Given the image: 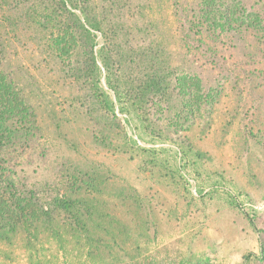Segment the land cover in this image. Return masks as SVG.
<instances>
[{
    "label": "rangeland",
    "instance_id": "rangeland-1",
    "mask_svg": "<svg viewBox=\"0 0 264 264\" xmlns=\"http://www.w3.org/2000/svg\"><path fill=\"white\" fill-rule=\"evenodd\" d=\"M84 1L105 6L118 27L120 55L106 53L121 59L110 76L122 98L107 85L99 32L101 86L113 102L106 115L69 100L85 88L63 77L58 60L30 68L38 83H29L43 90L32 100L41 131L30 148L8 154L6 167L43 201L66 193L81 204L75 215L60 210L50 222L0 235V264H264L263 37L194 35L185 18L198 0L76 3ZM8 8L0 0V23L2 9L14 13ZM36 45L8 47L37 66L45 54ZM155 68L166 76L167 100L126 94ZM185 74L212 96L179 95L176 77ZM55 103L63 109L51 118ZM75 180L84 181L78 191L65 185Z\"/></svg>",
    "mask_w": 264,
    "mask_h": 264
},
{
    "label": "trees",
    "instance_id": "trees-1",
    "mask_svg": "<svg viewBox=\"0 0 264 264\" xmlns=\"http://www.w3.org/2000/svg\"><path fill=\"white\" fill-rule=\"evenodd\" d=\"M3 3L10 7L9 12H14L7 14L6 9H2L0 23V235L7 238L10 231L20 227L30 230L36 223L52 221L60 210L75 215L76 208L81 204L78 197L72 198L66 193L43 201L33 187L26 184L19 187L17 175L6 167L10 165L6 160L8 154L13 149L30 148L34 143L35 132L41 131L40 105L35 106L32 100L42 94L43 90L29 83V80L35 85L38 83L30 68L36 70L42 64L46 67L51 58L58 60L63 77L69 83L85 88L83 95L69 100L80 103V108L87 105V113L106 115L112 110L113 102L109 103V94L101 86L97 55L99 43L94 31L99 32L104 41L100 51L103 52L101 62L106 71L107 85L117 98L121 99L123 93L110 76L111 63L120 65L121 59L115 60L107 55H120V46L117 42L118 27L107 16L105 6H100L99 11H96L86 1L77 5L76 0H3ZM196 5V9L190 11V19L189 15L185 18L188 30L194 31V35L207 33L213 40L220 36L230 38L231 35L248 32L256 39H264V0H255L253 3L247 0H198ZM72 7L79 8L83 18ZM112 11L110 9V14ZM36 29L44 31L40 37L37 34L31 35ZM197 41L203 42L201 37ZM35 42H38L36 46L44 48L45 57L38 59L39 66L19 60V53H11L8 47L11 43L34 46ZM117 70L121 71L120 66ZM179 76L176 77L180 86L179 95H188L195 101L212 96L211 90L203 93L197 76ZM137 80V86L133 85L126 94L132 97L135 93L140 103L147 94H153L149 98L150 102L156 99L162 103L168 99V87L163 85L167 79L158 68ZM52 93L54 98L68 101L66 95L58 90ZM69 106L72 107L70 103ZM62 109L63 105L55 103L46 112L51 117L50 113L55 115ZM82 184L84 181L75 180L65 185L78 191Z\"/></svg>",
    "mask_w": 264,
    "mask_h": 264
}]
</instances>
